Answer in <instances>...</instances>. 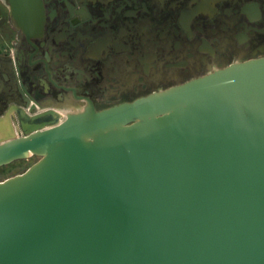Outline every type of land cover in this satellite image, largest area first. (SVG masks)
<instances>
[{"label":"water","instance_id":"95a60500","mask_svg":"<svg viewBox=\"0 0 264 264\" xmlns=\"http://www.w3.org/2000/svg\"><path fill=\"white\" fill-rule=\"evenodd\" d=\"M52 123L0 139L38 156L0 179V264H264V57Z\"/></svg>","mask_w":264,"mask_h":264},{"label":"flooded vegetation","instance_id":"af4514ba","mask_svg":"<svg viewBox=\"0 0 264 264\" xmlns=\"http://www.w3.org/2000/svg\"><path fill=\"white\" fill-rule=\"evenodd\" d=\"M40 1L42 32L28 37L9 0H0L7 136L23 135L24 122L65 118L90 101L102 110L264 57V0ZM34 157L2 167L20 172Z\"/></svg>","mask_w":264,"mask_h":264},{"label":"bare ground","instance_id":"6f19581e","mask_svg":"<svg viewBox=\"0 0 264 264\" xmlns=\"http://www.w3.org/2000/svg\"><path fill=\"white\" fill-rule=\"evenodd\" d=\"M54 116H55V115H54ZM54 116H52V117H54ZM61 116H62V114H61ZM63 118H64V117H60V116H59V117L56 119V121L53 120V121H55L54 124L52 123L53 121L50 120V123H52V124H43L42 127L45 128V127H51V126H54V125H56V124L62 122V121H63ZM24 123H27V122H24ZM27 124L30 125L31 123H30V124L27 123ZM9 130H10V129L8 128V122H7V121H0V137L3 136L4 133H8ZM5 137H6V136H5ZM3 138H4V137H3Z\"/></svg>","mask_w":264,"mask_h":264},{"label":"rangeland","instance_id":"374dc122","mask_svg":"<svg viewBox=\"0 0 264 264\" xmlns=\"http://www.w3.org/2000/svg\"><path fill=\"white\" fill-rule=\"evenodd\" d=\"M11 131H12V130H11V128H10L9 132H8V133H4L3 136H1L0 138H3V137H5V136H7L8 134L11 133ZM33 160H34V161L37 160V157H34V159L28 161V163H32ZM4 168H5L6 170H8V168H11V166H9V165H8V166H4V167L1 166V167H0V171H3ZM18 170H19V169H15V170H12L10 173H5V174L3 175V177H2V175H1L0 179L4 178V177H6V176H9V175H13V174L19 172Z\"/></svg>","mask_w":264,"mask_h":264},{"label":"trees","instance_id":"16d2710c","mask_svg":"<svg viewBox=\"0 0 264 264\" xmlns=\"http://www.w3.org/2000/svg\"><path fill=\"white\" fill-rule=\"evenodd\" d=\"M11 166V165H10ZM13 170V168H8V170H6L5 168L3 169V171H0V174H5V173H10Z\"/></svg>","mask_w":264,"mask_h":264}]
</instances>
